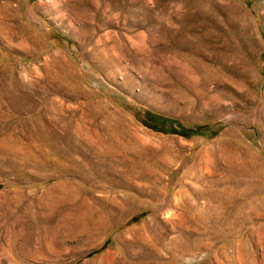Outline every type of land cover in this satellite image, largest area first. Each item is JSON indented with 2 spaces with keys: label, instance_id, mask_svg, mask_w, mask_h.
Segmentation results:
<instances>
[{
  "label": "rangeland",
  "instance_id": "obj_1",
  "mask_svg": "<svg viewBox=\"0 0 264 264\" xmlns=\"http://www.w3.org/2000/svg\"><path fill=\"white\" fill-rule=\"evenodd\" d=\"M0 264H264V0H0Z\"/></svg>",
  "mask_w": 264,
  "mask_h": 264
},
{
  "label": "bare ground",
  "instance_id": "obj_2",
  "mask_svg": "<svg viewBox=\"0 0 264 264\" xmlns=\"http://www.w3.org/2000/svg\"><path fill=\"white\" fill-rule=\"evenodd\" d=\"M118 119V118H117ZM106 120V119H105ZM105 126V125H104ZM123 128V127H122ZM121 127L119 128V126L116 125H112L108 132H109V138H106L107 140L106 145H107V149L109 150V152L111 153H121V152H136L138 151L137 148L141 149V153L142 156L145 155V157H147V155H149L143 148L144 144L141 140H128L124 142L125 137L127 136L126 132L122 129ZM129 137V135H128ZM133 138V136H132ZM161 147L160 148H156L155 151H152V153L159 158V160L161 159V163L164 162V165H169L171 164L173 161L175 160H179L181 155L179 152V149L173 150L171 151V145L167 142V140H162L161 141ZM180 146H182L180 144ZM139 149V150H140ZM146 149V148H145ZM140 152V151H139ZM207 152L206 150H203L202 153L204 156H206V160L208 161V156H207ZM137 153V152H136ZM134 154V153H133ZM151 154V153H150ZM210 154V153H209ZM138 155V154H137ZM126 156V155H125ZM118 157V156H117ZM133 157V156H132ZM211 158V157H210ZM205 160V161H206ZM210 161V160H209ZM118 162V161H117ZM160 162V161H159ZM208 163V162H207ZM44 167V166H43ZM151 167V166H150ZM156 167V166H155ZM162 167V166H160ZM54 172V171H53ZM155 179V178H154ZM159 180V178H158ZM160 182V181H159ZM168 185V184H167ZM155 187V186H154Z\"/></svg>",
  "mask_w": 264,
  "mask_h": 264
}]
</instances>
